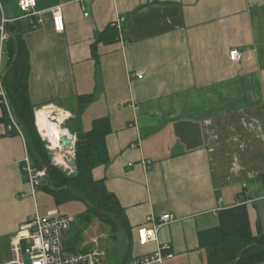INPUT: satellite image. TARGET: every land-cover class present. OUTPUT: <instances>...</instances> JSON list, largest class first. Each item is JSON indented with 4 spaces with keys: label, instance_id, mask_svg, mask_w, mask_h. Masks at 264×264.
I'll return each instance as SVG.
<instances>
[{
    "label": "crops",
    "instance_id": "crops-1",
    "mask_svg": "<svg viewBox=\"0 0 264 264\" xmlns=\"http://www.w3.org/2000/svg\"><path fill=\"white\" fill-rule=\"evenodd\" d=\"M18 1L0 0V23L24 27L35 121L47 107L63 125L73 119L84 130L93 119L110 121L109 162L92 176L125 211L126 264L158 247L165 257L151 264H208L198 232L239 204L251 230L264 232V0H41L30 16ZM57 7L63 31L51 12ZM120 17L118 38L96 41ZM7 38L0 39L3 71ZM233 49L239 62L229 59ZM90 93L95 99L78 113L77 97ZM3 119L0 105V264L11 259L10 241L30 215L58 212L31 191L23 161H34L24 137L9 133ZM163 214L172 221L156 241H143L146 218ZM104 225L94 236L87 229L72 234L71 226L66 251L106 250L109 240V264H119L125 236Z\"/></svg>",
    "mask_w": 264,
    "mask_h": 264
},
{
    "label": "trees",
    "instance_id": "trees-1",
    "mask_svg": "<svg viewBox=\"0 0 264 264\" xmlns=\"http://www.w3.org/2000/svg\"><path fill=\"white\" fill-rule=\"evenodd\" d=\"M4 26L8 32L5 45L8 60L3 71L2 84L10 111L23 133L28 151L34 161V168L46 169L41 188L48 191L56 203H63L70 199L81 200L86 210L80 217L86 223L96 217L110 226L113 232L126 236L129 243L127 259L130 252V227L125 211L116 196L106 189L104 182L95 180L92 176V170L95 167L109 162L105 140L111 131L109 119L107 117L93 119L86 130L75 127L73 119L64 123L63 127L76 137L72 172L69 173L53 164L50 150L46 147L47 141L43 140L37 131L34 107L28 95L29 55L23 39L24 27L19 21L11 24L5 23ZM118 35V29L113 25H108L96 41L111 43L118 38ZM94 99V93L79 95L76 102L78 113H81ZM1 106L4 111L3 120L9 126L8 111L5 105ZM16 132L12 126L9 133L17 134ZM47 180H50L52 190L48 188ZM217 215L218 224L216 226L198 232L200 246L207 251L208 264H230L244 248L250 245L264 247V232L260 228L255 232L251 230L245 204L221 210ZM71 244L72 242H66V248ZM263 262L264 250L251 248L235 264Z\"/></svg>",
    "mask_w": 264,
    "mask_h": 264
},
{
    "label": "built area",
    "instance_id": "built-area-1",
    "mask_svg": "<svg viewBox=\"0 0 264 264\" xmlns=\"http://www.w3.org/2000/svg\"><path fill=\"white\" fill-rule=\"evenodd\" d=\"M41 0H19L18 6L25 16H30L33 14V9L36 3ZM54 16L55 27L57 31H63L64 22L63 16L60 13L59 8L51 9ZM85 16L87 13L84 14ZM7 20L2 19L0 23V35L1 41L7 38L4 24ZM123 18H118L114 23L119 33L122 30ZM34 28L36 25L31 24ZM3 53L0 50V54ZM229 59L234 62H239L242 59V54L240 51L233 49L229 51ZM142 74H138V78H141ZM3 69L0 65V105H5L8 116L10 119V125L16 129L17 133L22 137L23 133L17 126L14 117L10 111L8 101L6 98L5 90L2 84ZM53 116L50 117L52 119ZM69 133V132H68ZM68 137L71 138L72 142L75 140V136L69 133ZM42 139L49 142L48 139L42 136ZM48 150H56L51 146H46ZM61 148H64L60 145ZM73 154V150H71ZM53 164H57L52 162ZM23 171L26 174L27 181L30 184L31 191L35 192L41 186L46 175V169L40 168L36 169L29 162V157L26 156L23 161ZM72 172V167L68 171ZM73 217L69 215L59 214L56 211H49L45 215L35 212L30 215V217L25 221V223L20 227L19 231L10 241L12 257L9 261L1 264H26L24 260V252L28 255L29 264H104L107 256L105 249L100 247H95L87 252H67L65 249L64 235L70 230L73 224ZM146 221L151 224V227L143 230V241H156V235L158 229L170 223L172 221V216L170 214H163L158 220H155L153 216L149 215ZM30 241V246L26 250L24 249V243ZM96 242V241H95ZM165 247H158L154 254L147 255L137 259L133 264H151V263H161L165 257L162 253ZM166 257H171V254L166 255Z\"/></svg>",
    "mask_w": 264,
    "mask_h": 264
},
{
    "label": "rangeland",
    "instance_id": "rangeland-1",
    "mask_svg": "<svg viewBox=\"0 0 264 264\" xmlns=\"http://www.w3.org/2000/svg\"><path fill=\"white\" fill-rule=\"evenodd\" d=\"M4 48H5V42L3 43V49ZM100 100H102V98H100ZM99 103H100L99 105H102V101H99ZM54 115L55 114L52 113V116H54ZM57 119H58V117H57ZM59 125L63 128L62 123H60ZM47 145L50 146V142H48ZM51 153H52L51 159H52V162H54V163H57L56 162V156L61 155L63 163L62 164L57 163L56 165L63 168L64 170H66L68 172L69 169L72 167V161H73V154H72L71 150L68 149L67 147H64V148H61L60 150H58V149L52 150ZM39 191L43 194L42 198L44 200H43L42 204L45 208H50L52 206H55L59 214L69 215V216L73 217L74 222H73L72 229H71L72 234H74L78 231L84 232L87 229L88 230L87 234L94 236L96 233H98V231L100 233H101V230H103V229H105L104 231H106L107 227L104 224H102V222L99 219L92 218L91 219L92 222L86 223L80 217V215H82L84 213V211L86 210V206H85L84 202H82L81 200L70 199V200L65 201L63 203H56L54 201L53 196L48 191L44 190L43 188H41V189L39 188L37 190V192H39ZM43 196H45V198ZM46 213H47L46 209L40 212V214H44V215ZM90 223L92 224L91 227L89 226ZM98 228H100V229H98ZM108 242H109V240H108ZM108 242L106 245L107 256H106V259L104 261V264H109L110 262L112 263L113 257H114V249H113L112 245ZM30 244H31L30 241H28L27 243H24V245H23L24 249L26 250L27 248H29ZM24 260L26 261V264H29V258L25 252H24Z\"/></svg>",
    "mask_w": 264,
    "mask_h": 264
},
{
    "label": "bare ground",
    "instance_id": "bare-ground-1",
    "mask_svg": "<svg viewBox=\"0 0 264 264\" xmlns=\"http://www.w3.org/2000/svg\"><path fill=\"white\" fill-rule=\"evenodd\" d=\"M51 116V109L49 107L44 110H39L36 112V123L41 135L49 139L50 146L58 149L60 148V138L68 137L69 133L65 128L59 125L62 118L61 115L59 117L54 115L53 118L50 119ZM56 162L63 163L61 155L56 156Z\"/></svg>",
    "mask_w": 264,
    "mask_h": 264
},
{
    "label": "water",
    "instance_id": "water-1",
    "mask_svg": "<svg viewBox=\"0 0 264 264\" xmlns=\"http://www.w3.org/2000/svg\"><path fill=\"white\" fill-rule=\"evenodd\" d=\"M5 31H7L6 28H5ZM60 145H61L62 147L67 146L69 149H73V148H74V142H72V140H71L70 137H62V138L60 139ZM46 183H47L48 188L52 190V184H51L50 180H47ZM85 202H87V201L85 200ZM115 219H116V218H115ZM124 235H125V234H124ZM125 239H126V244H125V248H124V251H123V254H122V258H121V261H120L119 264H126V254H127L128 244H129V243H128V239L126 238V236H125ZM251 248H260V249L264 250V247H261V246H258V245H250V246L244 248V249L241 251V253L238 255V257H237L232 263H230V264H235L237 261H239V259L241 258V256H242L247 250H249V249H251Z\"/></svg>",
    "mask_w": 264,
    "mask_h": 264
}]
</instances>
